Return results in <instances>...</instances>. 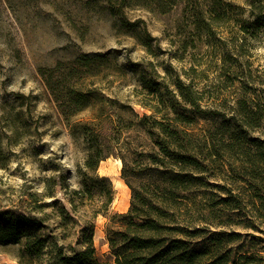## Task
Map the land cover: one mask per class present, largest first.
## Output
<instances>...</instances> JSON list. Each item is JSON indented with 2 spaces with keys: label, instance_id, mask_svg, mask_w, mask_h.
<instances>
[{
  "label": "rangeland",
  "instance_id": "1",
  "mask_svg": "<svg viewBox=\"0 0 264 264\" xmlns=\"http://www.w3.org/2000/svg\"><path fill=\"white\" fill-rule=\"evenodd\" d=\"M47 81L52 87L77 83L93 91V107L71 114L69 121L103 120L111 147L97 170L113 189L108 211L94 219L93 246L100 261L110 259L106 228L111 216L130 206L116 153L137 147L133 183L139 194L151 186L140 155L147 143L125 126L132 114H151L142 105L156 106L155 89H160L177 99L179 112L195 119L187 129L207 158L201 227L238 233L225 249L248 257L238 264H264V225L257 231L246 228L248 208L236 212L217 204L229 190L248 193L242 184L245 153L251 143L264 140V123L235 131L242 119L239 102L264 106V0H0L1 227L6 217L30 211L44 227L53 226L59 206L53 201L67 204L56 190L53 197L45 194L59 176L73 187L78 182L86 144L67 124L58 103L70 108L61 98L55 102ZM176 84L191 93L192 104L183 101ZM172 116L156 114L159 120ZM180 200L181 209H188V200ZM74 204L71 215L83 219L85 202L75 199ZM23 246V239L0 241V264H43L32 261Z\"/></svg>",
  "mask_w": 264,
  "mask_h": 264
},
{
  "label": "trees",
  "instance_id": "2",
  "mask_svg": "<svg viewBox=\"0 0 264 264\" xmlns=\"http://www.w3.org/2000/svg\"><path fill=\"white\" fill-rule=\"evenodd\" d=\"M81 64L87 66L86 62ZM50 84L47 81L55 102L61 98L70 108V111L62 109L58 103L64 119L71 129L80 133L86 144L84 161L77 168L78 182L73 187L66 178L59 176L45 194V197H53L58 191L67 204L53 201L52 205H59L53 226L44 227V220L32 211L12 215L2 221L0 241L8 243L23 239L24 253L32 261H43V264H238L240 259H248L245 254L238 255L239 252L225 249L240 237L238 233H220L201 227L204 209L200 203L206 186L201 174L207 172V158L199 140L187 129L195 119L179 112L175 97L155 89L159 94L157 105H142L151 114H132L125 126L127 130L142 134L147 143L142 146L140 155L146 158L147 175L152 183L142 194L133 183L137 175L132 165H137V147L116 153L122 163L120 177L131 192L130 206L125 213L111 216L106 228L110 259L100 261L93 246L94 219L108 211L113 189L109 178L98 175L97 170L100 162L112 154L111 147L103 131V120L97 117L69 121L71 114L93 107L96 98L93 91L77 83L57 87ZM176 85L183 101L192 104L191 93L180 84ZM251 103L247 106L245 101L239 102L242 119L236 125V132L243 126L255 130L264 123V106ZM158 106L165 114L172 113L173 116L157 119L156 114L162 112ZM108 130H112V126ZM118 150L122 152L123 149L119 147ZM128 156L133 158L128 161ZM245 156L242 184L248 186V193L242 196L229 190L217 204L236 212L248 208L250 215L246 228L257 231L258 224L264 225V140L251 143ZM183 198L189 203V208L184 211L180 200ZM31 199H34L33 195ZM75 199L85 202L83 219L76 220L71 215L76 211ZM44 206L46 204L38 205L32 210H42ZM16 217L18 220L14 221ZM20 224L24 229H19ZM43 228L48 232L39 234Z\"/></svg>",
  "mask_w": 264,
  "mask_h": 264
},
{
  "label": "bare ground",
  "instance_id": "3",
  "mask_svg": "<svg viewBox=\"0 0 264 264\" xmlns=\"http://www.w3.org/2000/svg\"><path fill=\"white\" fill-rule=\"evenodd\" d=\"M116 183L121 184L120 182H116Z\"/></svg>",
  "mask_w": 264,
  "mask_h": 264
}]
</instances>
